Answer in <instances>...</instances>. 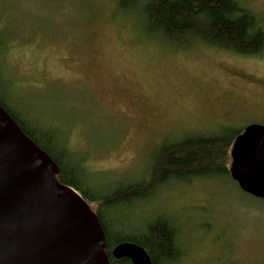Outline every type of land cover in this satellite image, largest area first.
<instances>
[{
    "label": "rangeland",
    "instance_id": "1",
    "mask_svg": "<svg viewBox=\"0 0 264 264\" xmlns=\"http://www.w3.org/2000/svg\"><path fill=\"white\" fill-rule=\"evenodd\" d=\"M239 2L264 29V0ZM0 85L1 101L49 137L91 196L149 183L165 145L264 125V50L168 39L140 3L0 0ZM131 191L113 206L86 200L115 240L147 236L162 219L182 252L167 264H264V200L230 174Z\"/></svg>",
    "mask_w": 264,
    "mask_h": 264
},
{
    "label": "water",
    "instance_id": "2",
    "mask_svg": "<svg viewBox=\"0 0 264 264\" xmlns=\"http://www.w3.org/2000/svg\"><path fill=\"white\" fill-rule=\"evenodd\" d=\"M229 174L244 193L264 200V125H246L230 149ZM249 163L241 168L238 157ZM59 167L0 105V264H110L102 224ZM115 259L153 264L146 250L122 241Z\"/></svg>",
    "mask_w": 264,
    "mask_h": 264
},
{
    "label": "trees",
    "instance_id": "3",
    "mask_svg": "<svg viewBox=\"0 0 264 264\" xmlns=\"http://www.w3.org/2000/svg\"><path fill=\"white\" fill-rule=\"evenodd\" d=\"M121 7L128 8L140 3L145 22L150 30L158 31L168 39L188 43L201 41L214 47L243 55H255L264 50V29L260 21L239 0H118ZM1 87V85H0ZM0 105L19 123L22 130L43 150L59 167L57 179L74 187L87 201H99L100 206H113L121 199H127L130 190L133 195L146 191L154 185L165 184L170 179L189 177L229 176L228 159L237 130L230 137L215 134L187 138L163 146L157 155L152 180L117 191L105 196H91L88 190L78 183L76 166L66 167L56 152L47 143L28 130L26 126L1 101ZM61 150V149H60ZM229 155V156H228ZM104 230L106 248L110 264H132L127 258L115 259L111 255L113 247L122 241L142 246L150 255L153 264H167L176 261L182 254L176 245V233L167 220L157 219L149 226V234L144 237L130 236L115 240L111 226L106 224L101 209L95 210ZM109 226V227H108ZM157 249L158 253H153Z\"/></svg>",
    "mask_w": 264,
    "mask_h": 264
},
{
    "label": "snow or ice",
    "instance_id": "4",
    "mask_svg": "<svg viewBox=\"0 0 264 264\" xmlns=\"http://www.w3.org/2000/svg\"><path fill=\"white\" fill-rule=\"evenodd\" d=\"M236 163L238 166L243 168L249 163V161L246 158H244L243 156H241V157H238Z\"/></svg>",
    "mask_w": 264,
    "mask_h": 264
}]
</instances>
